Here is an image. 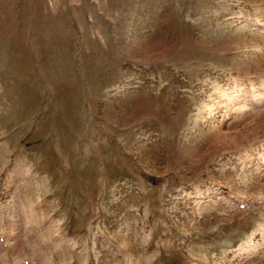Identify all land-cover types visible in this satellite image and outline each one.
I'll use <instances>...</instances> for the list:
<instances>
[{"label":"rangeland","instance_id":"1","mask_svg":"<svg viewBox=\"0 0 264 264\" xmlns=\"http://www.w3.org/2000/svg\"><path fill=\"white\" fill-rule=\"evenodd\" d=\"M0 264H264V0H0Z\"/></svg>","mask_w":264,"mask_h":264}]
</instances>
